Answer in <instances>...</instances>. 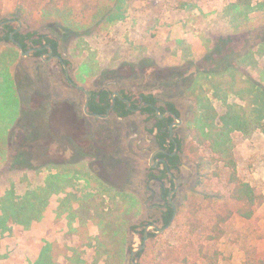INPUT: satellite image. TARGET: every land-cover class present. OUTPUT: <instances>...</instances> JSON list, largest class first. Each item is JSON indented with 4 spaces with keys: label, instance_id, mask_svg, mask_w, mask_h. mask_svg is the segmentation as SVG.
Instances as JSON below:
<instances>
[{
    "label": "rangeland",
    "instance_id": "1",
    "mask_svg": "<svg viewBox=\"0 0 264 264\" xmlns=\"http://www.w3.org/2000/svg\"><path fill=\"white\" fill-rule=\"evenodd\" d=\"M235 3L0 0V21L16 19L18 27L20 20L24 33L55 37L68 70L48 54L23 55L0 29V80L19 100L17 115L0 114V202L35 191L47 196L40 219H11L0 229V264H37L41 257L49 264H129L131 249L142 243L138 231L164 227L161 187H174L149 176L160 174L150 163L153 123L138 111L85 115L84 91L104 86L153 92L180 111L176 214L165 230L150 227L154 236L138 264H210L202 252H218L214 264H264V202L252 218L234 214L220 238H208L231 189L226 176L214 174L224 163L218 150L232 153L238 175L264 194V92L249 88L250 80L264 88V4L254 0L242 20ZM207 117L218 122L223 147L200 133ZM187 195L201 226L191 225L181 205Z\"/></svg>",
    "mask_w": 264,
    "mask_h": 264
},
{
    "label": "trees",
    "instance_id": "2",
    "mask_svg": "<svg viewBox=\"0 0 264 264\" xmlns=\"http://www.w3.org/2000/svg\"><path fill=\"white\" fill-rule=\"evenodd\" d=\"M253 2L254 0H236L235 5L240 9L237 11V14L242 17V20H247L248 19L247 13L254 10L255 7H253ZM261 2L264 4V0H261ZM14 20L4 19L0 21V29L3 32L2 38H5L12 42L14 41L10 36L11 32L15 31V29L17 28V23ZM2 21L5 22L1 23ZM13 38L16 41L20 42L24 50H27L28 48L33 46L41 47L44 46L46 43H50L54 49H57L58 46L57 39L48 34H37L36 32L24 33L23 31H16L13 34ZM40 53H41L40 50H35L33 51L32 54L39 55ZM62 66L64 69L63 63ZM228 68L230 70L233 67L228 66L223 71L217 68L209 71L208 73H211L214 76L221 75L224 71H227ZM249 83L251 84L249 88L252 89L258 88L259 90L257 92H259L260 94L261 92H264V88H262L258 83L254 84L252 80H250ZM0 85H1L0 114L6 111L10 116L11 115L13 116V114L17 115L19 109L15 107L16 106L15 102L19 101L18 98H15L13 100L12 96H10L8 92V88L10 87V85L7 86L8 88L7 87L4 88V85L1 82V80H0ZM98 94H99L98 91H93L88 110L104 114L106 112V109L112 104V100L107 90L102 91L99 97ZM140 95L143 96L144 100L151 101L155 104L157 103L156 95L153 92H149V93L141 92ZM136 96H138V94H136ZM132 103H134L133 104L134 106H138L140 100L137 97L135 102ZM166 108H168L178 116L180 115V111L174 102L168 101ZM166 108L161 106L159 109V113H163L166 110ZM113 110H115L117 114L121 116H127L132 113L131 109L127 107L126 103L121 99H119L118 97L116 98V104ZM141 112L144 113L148 112L150 114L149 118L154 119V124L149 130L154 134L155 141L158 144V146L165 147V144H168L169 145L168 151L172 152L174 150L175 142L173 140V137L170 135L169 125L174 120L173 115L170 114L161 118L159 116V113L156 112L155 108L151 106H146L142 108ZM1 122H2V118L0 117V125ZM232 124L234 128L237 127V124L234 123ZM225 126H227V124H225ZM199 130L201 131L200 133L204 135L213 136L215 138L216 144L221 145V147H223L222 143L224 142V140L222 139L221 132L218 130V122H215L214 118L212 120H209L208 117L205 118V121L203 124H201ZM228 132L229 130L227 131V133ZM176 139L179 144L178 153L175 155L170 153L164 155L166 158V162L162 164L164 167L159 170L161 174L157 175L152 171L149 173V176L151 177L158 176L159 179L167 178L170 181L172 187H175L174 179L179 177V173L181 172V166H182L181 151L183 147V141L177 136ZM204 139L206 138L203 137V139L201 140L203 141ZM218 153H219V160H224V163L223 166L219 167L218 170L214 172V174L216 176H219L220 178L222 177V175L226 176L228 184L231 185V189L229 192V201L228 203L226 202L225 209L224 210L222 209V211L216 213L217 219L213 225V230L215 234L208 236L209 239L220 238L224 233L223 225L234 214H237L246 219H250L254 216L257 208L260 205H262L264 202V194L257 191V189L249 181L241 178L238 175L236 162L234 157L232 156V153L228 152L226 148H223L220 151L218 150ZM202 162L203 164L211 163L210 159L208 158L203 160ZM42 190H44V188H42L39 191ZM171 190L172 188L169 187L168 188L163 187L161 190L162 197L164 198V204L162 205L163 209L161 211V220L163 221L164 226L170 222L175 212V207L169 199V194ZM42 196L43 194L35 191L34 193L28 194L27 197L21 200H15L11 197L8 200V203L1 201L0 229L7 228L6 226L11 219L24 223L25 225H28L34 219L36 220L40 219V217L43 215V212L45 210L44 200H46L47 198V196L44 198ZM227 204H229V206H227ZM181 205L187 210L186 212H188L189 214L188 219L191 225L201 226V223H199L200 220L198 221L200 209L198 208L194 197L187 195L185 197L184 202ZM133 228L135 227L133 226ZM138 232L140 234V238L143 240L144 229ZM153 236L154 234L149 232V237H153ZM144 251H145L144 249L139 251L135 256V259L137 260L138 258H140L144 253ZM202 256L206 258L210 264H214L215 261H217L218 259V252H215L212 256L208 255L207 252H202ZM46 258L48 257H45L44 260V258L41 257L37 261V264H49L50 261H48V259ZM136 263L138 264L137 261ZM129 264H131V262Z\"/></svg>",
    "mask_w": 264,
    "mask_h": 264
},
{
    "label": "flooded vegetation",
    "instance_id": "3",
    "mask_svg": "<svg viewBox=\"0 0 264 264\" xmlns=\"http://www.w3.org/2000/svg\"><path fill=\"white\" fill-rule=\"evenodd\" d=\"M27 50H29L28 54L33 53V51H35V50H40L41 51L40 56L48 54L49 58L47 60H58L61 64L63 63V65H64L65 60L60 55L58 49H54L53 46L50 43H46L44 46H41V47L33 46V47L28 48ZM70 83H72L75 87L79 88L80 90L84 91L83 90L84 88H81L82 86L80 87L77 83H75L73 81H70ZM104 90H107L109 92L111 100H112V104L106 109V112L104 114L88 110L89 105H90V100H91V97H92V93H93V91H89V90H87L89 92V102H88V106H87V111L85 110L86 91H84L85 103H84V106H83V111H84L85 115H89L90 117H94V118H97V119H101V118L104 119V118H107V117H109L110 115H113V114H116L118 117H125V116H121V115L117 114V112L115 110H113V108H114V106L116 104V98L117 97L126 103L127 107L129 109H131L132 113L137 112V111L141 112V109L146 107V106H151V107L155 108L156 112L159 113L160 107L163 106V107L166 108L167 107V103H168L167 100L161 99L156 94L155 95H156L157 103L155 104V103H153L151 101L144 100L143 96H141L140 94L138 96H136V93H128L127 91H124V90L113 91V90L109 89V87H106V86H104L100 90H98V92H99L98 97L100 96V93L102 91H104ZM118 93L120 95H118ZM147 93H149V92H147ZM137 97L140 100V103L138 104V106H134L133 105L134 103H132V102H135ZM146 114L150 117V114L148 112ZM160 114H163V116H160ZM170 114L173 115V117H174V120L172 122L177 121L176 116H178V115L175 114L174 112H172L171 110H169L168 108H166V110L163 113H159V116L162 118V117H165V116L170 115ZM149 120H151L152 123L154 124V119L153 118H149ZM176 126L177 125L174 126V129H175ZM173 140L175 142V146H174V150L172 152L168 151V147H169L168 144H165V147H161V146H158V144L156 143V149L153 151V153L151 154V157H150V163L152 162L151 169L153 171H155L156 169L160 170V169H162L164 167L162 165L163 163L166 162V158H165L164 155H166L168 153L175 155V154L178 153L179 144H178V141L176 139V134H174ZM176 144L178 145V148H177V150L175 152ZM160 174H161V172H160ZM151 179H158L159 180L158 176L151 177ZM160 180H163V179H160ZM161 183L163 184V181ZM163 187H165V186L162 185L161 190H162Z\"/></svg>",
    "mask_w": 264,
    "mask_h": 264
},
{
    "label": "water",
    "instance_id": "4",
    "mask_svg": "<svg viewBox=\"0 0 264 264\" xmlns=\"http://www.w3.org/2000/svg\"><path fill=\"white\" fill-rule=\"evenodd\" d=\"M17 21H18L19 25H18V27H17V29H16L15 31L11 32V35H10V36H11V38L13 39V41H14V42L20 47V49H21V53H22L23 55H24V54H28V53H29V50H27V51L24 50V49L22 48L20 42L16 41V40L13 38V34H14L16 31H19L20 28H21V21H20V20H17ZM3 22H5V21H2L1 23H3ZM64 70H65V72L67 73L68 70H67V65H66V63H64ZM80 87H81V86H80ZM81 88H83V87H81ZM118 95H120V94L118 93ZM88 102H89V92L86 91V104H85V110H86V111H87ZM160 116H163V114H160ZM176 118H177L178 121H174V122H172V123L170 124V126H169L170 135H171L172 137H174V126H175V125H178V124L180 123V118H179L178 116H176ZM177 148H178V145L176 144L175 152H176ZM174 180H175V187H174V189H172V190L170 191V194H169V199H170V201L172 202V204H173L174 207H175V212H174V215H173L172 219L170 220V222H169L167 225H165V226L162 227V228H159V227L157 226V224H155V223H150V224H147V225H146V227H145V229H144V236H143L142 243L139 244L136 248H134V249L131 250V253H130V262H131V264H137V263H136V259H135L136 254H137L139 251L143 250V249L146 247V243H147V240H148V238H149V229H150V227H154V228H156L158 231H163V230H165V229H166V228L172 223V221H173V219H174V217H175V214H176V206H175L174 201L172 200V194L177 190V188H178V186H179V181H178V179L175 178Z\"/></svg>",
    "mask_w": 264,
    "mask_h": 264
}]
</instances>
